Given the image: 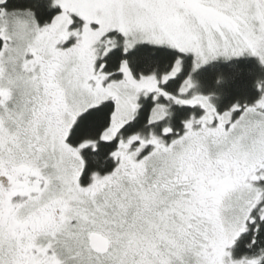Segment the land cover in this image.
I'll return each mask as SVG.
<instances>
[{
	"label": "snow or ice",
	"instance_id": "6c2138e0",
	"mask_svg": "<svg viewBox=\"0 0 264 264\" xmlns=\"http://www.w3.org/2000/svg\"><path fill=\"white\" fill-rule=\"evenodd\" d=\"M0 264H264V0H0Z\"/></svg>",
	"mask_w": 264,
	"mask_h": 264
},
{
	"label": "trees",
	"instance_id": "16d2710c",
	"mask_svg": "<svg viewBox=\"0 0 264 264\" xmlns=\"http://www.w3.org/2000/svg\"><path fill=\"white\" fill-rule=\"evenodd\" d=\"M251 69L252 74L248 71ZM241 70H244L243 72ZM222 72L226 77H230L229 82L224 86L226 93L222 103L224 105L233 102L237 98L251 95L253 93L252 84L255 75L261 74V70L256 66L254 58L234 60L229 63H219L209 69V83L215 78L217 73Z\"/></svg>",
	"mask_w": 264,
	"mask_h": 264
}]
</instances>
